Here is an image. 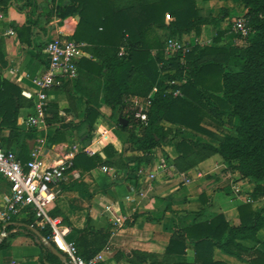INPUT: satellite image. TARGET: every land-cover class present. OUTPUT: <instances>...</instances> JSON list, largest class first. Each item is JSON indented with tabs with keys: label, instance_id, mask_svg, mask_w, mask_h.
<instances>
[{
	"label": "trees",
	"instance_id": "trees-1",
	"mask_svg": "<svg viewBox=\"0 0 264 264\" xmlns=\"http://www.w3.org/2000/svg\"><path fill=\"white\" fill-rule=\"evenodd\" d=\"M44 1L46 3L0 0V11L13 7L26 14V21L14 26L20 44L42 52L53 39V21L78 15L80 21L72 36L76 41L84 42L91 53V58L83 57L78 61V77L60 86L66 89L69 99L66 112L73 114L74 119L77 117L74 104L78 97L86 102L84 116L79 121H65L59 111L52 110L58 107L50 104L46 120L50 127H55V134L48 142L64 141L82 126L87 127L82 139L90 138L100 118L129 133L121 153L112 145L104 149L106 158L99 154L90 157L79 153L74 158L75 167L83 164L86 169L99 164L128 167L132 161L151 160L157 147L171 145L178 154L173 161L176 172L188 171L219 155L226 168L239 172L241 179L256 181L253 192L249 193L255 200L264 195V0H234L243 4L246 9L243 14L252 27L245 45L232 41L222 44L226 32L219 29L210 44L193 47L185 57L186 65L181 63L182 55L171 59L165 57L166 39H182L192 33L200 36L203 26L221 25L231 18L230 10L222 8L217 16L211 12L203 14L198 0ZM166 16L170 18L168 22ZM155 26L166 30L167 35H154ZM154 49L155 54L152 53ZM185 69L189 70L187 81L180 86L183 95L174 96L169 91L178 86L171 85L168 80H181ZM170 70H174L172 74H169ZM155 86L157 91L152 94L148 121L140 124L125 110L132 98H146ZM102 88L111 115L101 109ZM26 100L17 84L0 75V132L8 130L11 134L24 132L28 137L38 136L37 130L26 129L18 122ZM30 102L33 106L34 102ZM122 117L128 119L127 126L120 123ZM226 125L233 129L226 131ZM213 127L222 134H216ZM184 130L210 136L217 144L185 137ZM125 152L132 154L125 157ZM117 154L119 158L114 160ZM238 211L239 224H233L225 213H218L190 226L178 227L166 252L172 255L185 253L190 242L195 247V259L194 263L174 264H228L215 258L216 249L247 264H264V242L259 238L260 230L264 229V205L256 207L254 203L242 202ZM31 223L35 224L34 220ZM13 227L9 224L5 231ZM26 228L34 234L33 229ZM39 231L47 239L51 228L46 226ZM78 232L79 252L86 258L107 245L110 236V232H100L102 245L85 253L83 241L93 230L86 227ZM94 233L99 236V232ZM6 240L0 243V251L6 247ZM244 241H251L253 245L248 246ZM42 260L43 264H65L47 245L43 246Z\"/></svg>",
	"mask_w": 264,
	"mask_h": 264
},
{
	"label": "crops",
	"instance_id": "crops-1",
	"mask_svg": "<svg viewBox=\"0 0 264 264\" xmlns=\"http://www.w3.org/2000/svg\"><path fill=\"white\" fill-rule=\"evenodd\" d=\"M38 1L46 3L44 0ZM201 3L206 5L207 10L214 16H217L222 8L231 12L237 10L238 15L234 16L232 21L246 12L239 1L210 0L204 3L198 0L202 8ZM2 12L5 18L0 22V75L17 84L22 92L36 93L38 86L34 80L48 65L45 49L38 52L21 45L16 34L6 35L8 29L22 25L26 21V14L13 7ZM169 20L170 18L166 16V22ZM79 21L78 15L53 21L51 36L54 38L58 34H74ZM208 26L217 30L221 25H205L202 36L192 33L185 35L183 39L193 40L195 37L203 39L205 27ZM154 35L165 37L167 31L155 26ZM213 38H204V40L212 42ZM86 47L85 44L80 59L91 58V53ZM156 52V49L152 51L153 54ZM104 92L102 88L101 109L105 114L111 115V108L104 102ZM26 99H28L26 104L20 109L18 120L20 124L21 117L35 112L34 105L32 106L30 102L32 99ZM49 100L50 104L58 107L52 110L68 114L65 108L69 106V99L65 88L55 87L50 90ZM74 107L77 117L74 119L73 114L68 115L72 120L79 121L84 116L86 102L77 97ZM166 125L174 127L170 123ZM86 133L87 127L82 126L78 131L73 132L72 137L68 136L64 141L50 144L48 138L55 134V127H49L44 132L47 141L41 147L43 157L49 163L60 164L65 161V153L71 145L81 144L89 149L79 153L90 157L99 154L106 158L104 151L106 146L112 145L118 153H121L129 136L128 132L120 130L105 118L99 119L92 137L82 139ZM40 136L39 133L37 137H28L24 132L21 134H11L8 130L0 132L4 146L16 151L23 162L30 158L31 151L38 144L37 139ZM22 144L25 147H22ZM129 154L132 153L125 152L124 156ZM177 156L174 146L164 145L153 151L151 160L132 161L128 167L99 164L95 168L86 169L85 164L79 167L72 165L66 171L67 179L61 183V191L55 203L50 206L49 213L70 228L69 238L76 242L79 237L78 230L86 227L93 230V233L83 241L85 253H90L102 245L103 237L100 232H110L107 245L98 252L104 255L102 264L194 263L195 247L190 242L187 243L185 253L172 255L166 252L175 230L211 218L218 213H225L233 224H239L238 206L243 200L233 193L230 187L231 175L226 170V166L216 158L219 155L202 161L188 171H179L180 173L161 167L162 159L166 160L167 165L173 166ZM118 158L119 154L114 156V160ZM210 172L215 173V176L211 177ZM152 173L154 176L151 175ZM182 176L190 178V181L185 182ZM1 180L2 178H0V205L1 195L10 191L7 181ZM235 180L245 181L238 176ZM33 220L31 214L22 213L5 223L4 228L0 230V235L5 232L0 243L7 239L6 247L0 251V264H43V246L47 245L49 248L50 246L44 240L46 238L41 236L39 231L41 228L37 225L32 226ZM9 224L14 227L6 232L5 227ZM28 226L34 230V234L29 233L26 228ZM94 231L99 232V236H96ZM259 238L264 242V229L260 230ZM244 244L251 246L253 242L244 241ZM215 258L228 264H247L219 249L215 251Z\"/></svg>",
	"mask_w": 264,
	"mask_h": 264
},
{
	"label": "built area",
	"instance_id": "built-area-1",
	"mask_svg": "<svg viewBox=\"0 0 264 264\" xmlns=\"http://www.w3.org/2000/svg\"><path fill=\"white\" fill-rule=\"evenodd\" d=\"M5 18L4 13L0 11V22ZM231 30L236 32L240 40H247L252 33V27L249 19L244 15L235 17L231 24ZM14 28L7 30L6 35H15ZM73 34H58L45 47L48 65L45 71L34 80L38 86V91L32 93L23 91L22 95L32 99L34 102L35 112L21 117V125L27 129H35L39 134L38 144L31 151L30 158L23 162L16 151L7 149L2 145L0 137V178L7 181L10 191L1 195L0 205V230L4 228L5 223L17 217L22 213L31 214L34 218L32 226L37 225L41 229L49 226L51 232L47 240L61 251L67 259V264H102L104 255L100 252L92 257L86 258L80 252L76 240L70 239V228L62 224L61 220L54 218L49 213L61 189V183L67 179V169L73 165V160L77 153L86 151L89 148L81 144H73L65 153V161L62 163H49L42 155L41 147L46 143L47 139L44 132L50 127L46 117L50 110L49 91L55 87H60L67 81H72L78 77V61L83 54V42L76 41ZM209 40H203L195 37L193 40L180 39L178 37H168L165 41L164 54L167 59L175 58L182 55L184 58L181 63L186 65V55L190 53L194 46H206ZM121 50V54L123 53ZM163 63H159L162 68ZM185 69L183 78L170 79L171 85H177V88L171 89L174 96H182L183 92L180 86L187 81V72ZM157 91L155 86L152 93L146 98L134 97L130 105L126 108L125 113L131 114L133 119L142 124L148 121V111L152 105V94ZM60 116L65 121H70L71 116L65 112H61ZM162 168L176 172L174 166L167 165L166 160L162 159ZM180 173V172H177ZM154 176V174H151ZM185 182H189L190 178L182 176ZM250 181L244 183L231 180L230 186L237 197L243 202L255 203L251 195L242 193L245 185H249ZM243 185V187L241 186ZM253 191V190H252Z\"/></svg>",
	"mask_w": 264,
	"mask_h": 264
},
{
	"label": "rangeland",
	"instance_id": "rangeland-1",
	"mask_svg": "<svg viewBox=\"0 0 264 264\" xmlns=\"http://www.w3.org/2000/svg\"><path fill=\"white\" fill-rule=\"evenodd\" d=\"M201 6H202V12H203V14H208V13H210V11L209 10H207V7H205L202 3H201ZM236 15H238V12H237V10H234V11H232V17L231 18H228L226 21H224L222 24H221V26L216 30V29H213V27L211 28V26H208V27H205L206 29H205V35H203V37L204 38H213L216 34H217V31L219 30V29H221V30H223V31H225L226 33L224 34V36H223V39H222V41H221V43L223 44V43H226V42H229V41H232V42H236L235 44H238V45H245L246 43H247V41H244V40H240V37L237 35V33L236 32H233L232 33V30H231V22H232V18L234 17V16H236ZM202 36V35H201ZM204 38H203V40H204ZM189 70V69H188ZM174 70H170V71H168L169 72V74H172V72H173ZM171 72V73H170ZM169 81L170 80H168V83H169ZM173 127V126H172ZM213 129L216 131V134H218V135H221L222 134V132H221V130L219 131V130H217V128H214L213 127ZM233 129V126H231V125H226V127H225V130L226 131H231ZM224 132V131H223ZM182 134H183V136H185V137H192L193 139H196V140H203V141H210V142H213V143H215V144H217V140L216 139H214V138H212V137H210V136H207V135H203V134H201V133H196V132H192V131H190V130H184V132H182ZM181 137V136H180ZM216 158H218V161L221 163H223V161H222V159H221V157L219 156V157H216ZM224 164V163H223ZM225 165V164H224ZM174 166V165H173ZM226 166V165H225ZM227 167V166H226ZM226 170H228L229 171V175H231V178L233 179V180H235V178H236V176H238L239 178L241 177V175H240V173L239 172H232V170L231 169H229V168H227ZM177 173V172H176ZM211 173V172H210ZM209 175V174H208ZM207 175V176H208ZM210 175H212L211 177H213V176H215V173H211ZM210 177V178H211ZM245 179V181H243V182H240V183H244V182H247V181H250V183H249V185H245L244 186V190H243V193H242V195H243V197H245L246 196V194H249V193H251V192H253L252 190H254V186L256 185V181L255 180H253V181H251L249 178H244ZM237 180H235V182H236ZM242 181V180H241ZM238 182V183H239ZM264 183V181L262 182V184ZM241 186V185H240ZM241 187H243V185L241 186ZM234 193V192H233ZM249 195H251V194H249ZM226 198H228V196H226ZM261 199L260 200H258L257 202H255L254 203V206H256V207H260V206H262V205H264V195L263 196H261L260 197Z\"/></svg>",
	"mask_w": 264,
	"mask_h": 264
},
{
	"label": "water",
	"instance_id": "water-1",
	"mask_svg": "<svg viewBox=\"0 0 264 264\" xmlns=\"http://www.w3.org/2000/svg\"><path fill=\"white\" fill-rule=\"evenodd\" d=\"M56 111V110H55ZM120 123L123 124L124 126H127L129 124V121L127 118H120ZM5 236V232H3L1 235H0V239H2L3 237ZM46 240L47 244L50 246V248L60 257L64 260V262L67 264V259H66V256L64 254H62L61 252H59L55 246L53 244L50 243V241H48L47 239H44Z\"/></svg>",
	"mask_w": 264,
	"mask_h": 264
}]
</instances>
